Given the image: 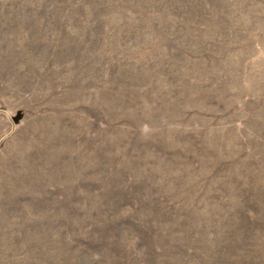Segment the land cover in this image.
Masks as SVG:
<instances>
[{
    "label": "rangeland",
    "instance_id": "rangeland-1",
    "mask_svg": "<svg viewBox=\"0 0 264 264\" xmlns=\"http://www.w3.org/2000/svg\"><path fill=\"white\" fill-rule=\"evenodd\" d=\"M263 57L264 0H0V264H264Z\"/></svg>",
    "mask_w": 264,
    "mask_h": 264
},
{
    "label": "crops",
    "instance_id": "crops-1",
    "mask_svg": "<svg viewBox=\"0 0 264 264\" xmlns=\"http://www.w3.org/2000/svg\"><path fill=\"white\" fill-rule=\"evenodd\" d=\"M260 61L264 65V57L262 59H260ZM263 69H264V67H263ZM248 71H249V80H250V82L253 83V87H249V89H247L248 92L256 93V94L257 93L258 94H260V93L264 94V73L261 74V79H263L262 82H257V79H258L257 74H256L257 70L249 69ZM263 72H264V70H263ZM250 88H252V89H250ZM262 156L264 157V153L262 154Z\"/></svg>",
    "mask_w": 264,
    "mask_h": 264
}]
</instances>
